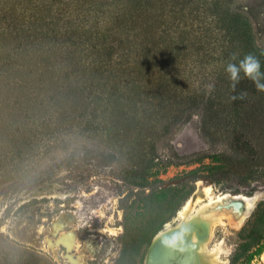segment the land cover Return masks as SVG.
Masks as SVG:
<instances>
[{
    "label": "trees",
    "instance_id": "16d2710c",
    "mask_svg": "<svg viewBox=\"0 0 264 264\" xmlns=\"http://www.w3.org/2000/svg\"><path fill=\"white\" fill-rule=\"evenodd\" d=\"M249 30L234 0H0V180H17L72 131L109 142L157 127L168 132L200 106L216 126L230 124L233 148L257 152L250 129L264 91L244 78L233 92L223 79L228 102L217 110L201 76L208 66L225 72L234 54L238 60ZM241 92L243 99H231ZM206 157L214 163H202ZM156 158L146 167L152 171L134 175L135 184L164 183L159 175L168 166L197 163L186 171L191 183H182L189 195L202 168L212 172L224 162L220 155L174 149ZM160 186L138 203L149 208L165 201L169 189ZM238 234L243 241L230 264L250 263L264 249V200ZM11 250H0V264H50L22 245Z\"/></svg>",
    "mask_w": 264,
    "mask_h": 264
},
{
    "label": "rangeland",
    "instance_id": "374dc122",
    "mask_svg": "<svg viewBox=\"0 0 264 264\" xmlns=\"http://www.w3.org/2000/svg\"><path fill=\"white\" fill-rule=\"evenodd\" d=\"M234 11L243 12L250 27L237 57L257 56L264 71V0H234ZM214 69L208 66L201 76L207 81L206 95H215L214 108L224 110L228 101L223 79L229 75ZM256 103L254 129L250 130L255 133L257 152L233 148L230 124L216 126L204 106L188 110L187 118L168 132L157 127L155 132H136L112 142L77 130L63 135L53 148L31 161L17 180H0V250L11 252V245H22L50 264H146L153 233L162 219L178 208L162 229L166 224L175 226L188 199L199 197L200 205L228 194L249 200L228 199L227 207L233 211L213 225L207 250L216 249L224 264H230L243 241L240 229L264 200V97L256 98ZM157 135L162 136L157 139ZM173 149L181 154L220 155L224 162L212 172L202 168L203 178L195 182L190 195L189 186L182 183H191L186 171L197 163L168 166L159 175L164 183L135 184L134 175L145 171L151 158L169 156ZM202 163L214 162L206 157ZM159 185L169 189L165 201L149 208L138 203L144 193ZM237 264H264V249L250 263Z\"/></svg>",
    "mask_w": 264,
    "mask_h": 264
},
{
    "label": "bare ground",
    "instance_id": "6f19581e",
    "mask_svg": "<svg viewBox=\"0 0 264 264\" xmlns=\"http://www.w3.org/2000/svg\"><path fill=\"white\" fill-rule=\"evenodd\" d=\"M204 193L205 195L209 194V189L207 190L206 188V191ZM231 198L234 200L243 199L245 202L249 200L241 196L231 197L228 194H220L214 198H208L207 202H205L204 204L200 203V205H198L197 203L202 200L198 197L196 199H188L179 210V222L177 223V228H179L180 232L178 231V233L176 234L177 241L178 243H180V245H183L185 237H188V235L181 232V225L183 223L193 225V228L189 234V239L196 245L194 262L195 264L225 263L224 260L219 257L218 251L216 249L213 251L207 250V243L210 239L213 225L233 211L231 208L227 207L228 199ZM172 227L174 226L166 224L163 230L171 231L175 228ZM178 253L179 250L177 249L176 254Z\"/></svg>",
    "mask_w": 264,
    "mask_h": 264
},
{
    "label": "water",
    "instance_id": "95a60500",
    "mask_svg": "<svg viewBox=\"0 0 264 264\" xmlns=\"http://www.w3.org/2000/svg\"><path fill=\"white\" fill-rule=\"evenodd\" d=\"M193 225L183 223L181 232L188 235L183 245L178 243L176 234L179 231L177 225L171 231L160 230L150 244L146 255V264H195L196 245L189 239ZM180 232V231H179ZM179 253L176 254V250Z\"/></svg>",
    "mask_w": 264,
    "mask_h": 264
},
{
    "label": "clouds",
    "instance_id": "9594fccd",
    "mask_svg": "<svg viewBox=\"0 0 264 264\" xmlns=\"http://www.w3.org/2000/svg\"><path fill=\"white\" fill-rule=\"evenodd\" d=\"M232 59L235 62H229L226 65L225 71L229 75L233 92H235L237 84L244 78L251 80L255 84L257 90L264 91V71H262L259 58L249 53L238 60L234 54ZM246 95V92H241L237 95H233L231 99H243Z\"/></svg>",
    "mask_w": 264,
    "mask_h": 264
},
{
    "label": "flooded vegetation",
    "instance_id": "af4514ba",
    "mask_svg": "<svg viewBox=\"0 0 264 264\" xmlns=\"http://www.w3.org/2000/svg\"><path fill=\"white\" fill-rule=\"evenodd\" d=\"M58 214H60V212H59ZM58 214H57V215H58ZM57 215H56V216H57ZM52 220H53V219H52ZM52 220H51V221H52ZM161 230H163V229H161ZM159 231H160V230H159ZM159 231H158V232H159ZM158 232H157V233H158ZM157 233H156V234H157ZM145 263H146V262H145ZM175 264H177V263H175Z\"/></svg>",
    "mask_w": 264,
    "mask_h": 264
}]
</instances>
